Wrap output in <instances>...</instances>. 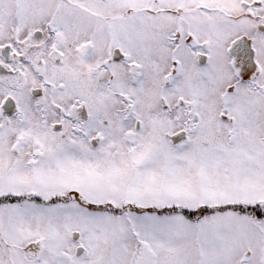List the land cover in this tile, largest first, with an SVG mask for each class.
<instances>
[{
	"label": "snow or ice",
	"instance_id": "obj_1",
	"mask_svg": "<svg viewBox=\"0 0 264 264\" xmlns=\"http://www.w3.org/2000/svg\"><path fill=\"white\" fill-rule=\"evenodd\" d=\"M0 264H264V0H0Z\"/></svg>",
	"mask_w": 264,
	"mask_h": 264
}]
</instances>
